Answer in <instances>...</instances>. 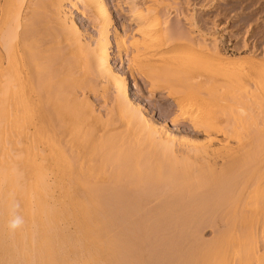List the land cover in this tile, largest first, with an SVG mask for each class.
<instances>
[{"label":"bare ground","instance_id":"obj_1","mask_svg":"<svg viewBox=\"0 0 264 264\" xmlns=\"http://www.w3.org/2000/svg\"><path fill=\"white\" fill-rule=\"evenodd\" d=\"M66 2L94 13L98 45L83 42ZM132 3L133 25L144 35L135 53L166 55L177 35L167 24L153 34L150 12ZM112 29L106 0H0V125L10 136L0 141L8 155L0 160V264H159V247L178 264H226L229 242L235 264H264V54L234 69L217 43L201 41L200 57L138 62L176 79L167 89L178 110L171 122L193 135L173 132L144 113L129 80L112 68ZM114 37L123 63L125 37L117 29ZM96 77L117 90L118 116L106 121L87 96L102 88ZM14 213L24 219L15 231ZM225 215L235 222L224 224L232 229L225 226V241L184 249L182 238ZM162 230L168 240L160 243Z\"/></svg>","mask_w":264,"mask_h":264},{"label":"rangeland","instance_id":"obj_2","mask_svg":"<svg viewBox=\"0 0 264 264\" xmlns=\"http://www.w3.org/2000/svg\"><path fill=\"white\" fill-rule=\"evenodd\" d=\"M106 1L108 4V7H109V12H110L111 18L113 20V29H112V34H111V44L112 45H110V48H111L110 54L112 57L110 64H111L112 68L114 70H116L117 73H120L123 77H125L129 80V82H130V86H129L130 96L133 100H136L139 104H141L143 106L144 113L146 115H148L149 117L151 116L150 118L152 120L156 121V123H158V124L168 123L169 126L167 125V127H169L170 130L172 129L171 131H173V132L176 131V132H184L185 133L186 131H188V129H190V126H185L186 128L188 127L186 129L183 125L178 126V125H174L171 122L172 121L171 119L174 117L173 114H175V112L178 113V110L176 109L175 97L173 98L172 96H170L168 90H169V85H170L169 83H171V85H173L175 83L176 79L173 80L171 78V80H173V82H171V81L167 82L166 79H168V77L165 79L164 75L162 76V74H160V73H159V75L158 74L156 75L157 69L156 70L153 69V70L149 71V69H145L144 66H142V68L141 67L139 68L137 64L144 63L142 61L144 60L146 62V60H147L148 61L147 63H151V64L156 62V65H155V63L153 64L154 67H160L162 64L161 62L164 61L163 63H165L172 56L175 59H179V57L183 58L184 56L187 58L188 56H190L189 54H191L193 52L195 54L196 50L197 51L202 50L200 53V56H202V54H203L202 52L205 51V53H206V48L199 45V43L203 44V42H205L208 47L214 45V43H217L216 45H218L219 50H220V55H221L219 58H221L223 60V62L227 65H229L228 63H230L234 69H235V65H237L236 67L241 68L240 70H242L244 68H248L250 66V63L252 62L253 58H255V57H257L259 59L263 58V54H264V0H106ZM132 1L133 2L135 1V3H132ZM128 2L132 3V4H136V6L138 5L137 7L139 8V10L142 9V10H140L141 12H148V11L150 12L148 15L152 16V17H150L149 20H152L151 21V27H153L152 29H150V31L152 30L153 34H154V32L158 33V31H161V30L163 31V30H166L167 27L168 28L170 27L171 28L170 31L171 32L174 31L173 33L177 35L178 38L173 37L175 39H172V40H174L171 44L172 49H170V51H168V53L166 55H160V54H162L160 51H157L158 52L157 55L155 54L154 56L150 55L149 53L146 54V52H143L142 55L140 54V56L135 53V47L133 46V43L135 41H140V42L143 41L144 35H142L141 32L136 31L138 29L135 25H133L132 19L134 17L132 16V14H130L131 13L130 12L131 11V9H130L131 4L128 5L129 4ZM65 5L66 6L70 5L69 7L67 6L66 11L69 12L68 15L71 16L70 18L73 19L76 22V24L78 25L80 32L82 33V34L81 33L80 34L82 36L81 39L83 40V42H86V41H87L86 43L95 42V46L98 45L96 43H97V41H98L97 39L99 37V23L97 21L98 19H96V16L94 15V13H92V11L90 9L86 10V8H84L83 5H81V4H80L81 8H79V9H75V7H73L70 2H66ZM77 10H79V11H77ZM151 13H152V15H151ZM145 15H146V13H145ZM192 20H195V22H194L195 24L192 22ZM147 23H148V21H147ZM166 24H167V27L164 26ZM198 24L200 27L199 28L197 27L198 28L197 29L194 26H198ZM160 26H162V27H160ZM157 27L160 29H158ZM164 27H165V29H163ZM115 29L121 31L125 37L124 44H123L124 50L122 49L123 63L120 62L119 57L116 56V39L114 37ZM209 30H211V31H209ZM175 31H177V32H175ZM139 33H141V34H139ZM159 33H161V32H159ZM173 33H172V36H173ZM188 36L190 38L192 37L191 40ZM93 38H95V39H93ZM198 38H200V39H198ZM216 40H217V42H215ZM201 41H203V42H201ZM208 49L209 48H207V50ZM256 50H257V52H256ZM170 52H172V53H170ZM197 53H199V52H197ZM197 53L195 54V58L200 57L197 55ZM213 53L214 52H212V53L209 52V55L213 56L214 55ZM148 54H149V57H148ZM168 55H169V57H167ZM177 56H178V58H176ZM192 56L194 57V55H192ZM192 56H190V57H192ZM174 58H172V59H174ZM78 59H81V58L78 57ZM97 59L98 58L95 59V62ZM138 60H140V61H138ZM134 61H137V62L134 63ZM157 65H160V66H157ZM231 65H229V67ZM230 69H232V68H230ZM234 69H232V70H234ZM135 70L138 72H136ZM141 71L142 72L145 71L146 73L142 74ZM172 77L174 78V76H172ZM93 80H94V78H93ZM96 80H97V77L95 78L94 82ZM100 80H101V82L99 80H98V82H100V84L101 83L103 84V85H101L102 88L100 90H97V89H96V91L94 90L95 92L99 91L96 94L94 92L93 93L94 95L92 94V92L90 93L88 91L89 94L87 93V96L89 95L88 97H90V98L89 99L87 98V99L91 101L89 103L90 106L93 105V108L90 107L91 109L94 110V111L92 110L94 112L93 115L96 113L95 114L96 117L100 118V116H101L103 118V119L101 118V120L106 121V119L111 114H112V117L118 116L117 90H116V88L113 87L114 85H112V86L110 85L112 83H110L109 84L110 86H109L106 84L107 82H104L102 79H100ZM160 80H161V82H159ZM98 82H95V85L96 86L99 85L98 86V89H99L100 84ZM93 86H94V83H93ZM108 86L110 87L109 90L107 89ZM95 88H97V87L94 86V89ZM104 88L107 89L108 93H106L107 91ZM164 89H166V90H164ZM233 91L235 92V88H233ZM104 95H106V96H104ZM83 96L84 95H82L80 93V97H83ZM84 97L86 98V96H84ZM112 99L115 101V102H113L114 104L112 103V101H113ZM113 106H114V108H113ZM112 111H114V112H112ZM173 111H175V112H173ZM189 111L194 115L195 110H194V112H192L189 109ZM38 112H39L38 109H36L35 114H33V113L32 114L34 116H37ZM171 113H173V114H171ZM32 114H31V117L33 116ZM104 118H106V119H104ZM118 122H119V120H118ZM0 128H3V133L0 132V135L2 134L0 136L1 137L0 141L2 142V140L6 138V137L4 138V136L6 134L9 136V132H7V131L4 132L5 127H4L3 123H2V125H0ZM190 130H189L190 132L188 131V133H192V129H190ZM0 131H2V130H0ZM3 134H5V135H3ZM192 135H193V133H192ZM240 135H241V133H240ZM242 136H240V137H242ZM219 138L223 139V135H222V137L219 136ZM200 139H202V140H200ZM203 139H204V136L200 137L198 139L200 141L199 143H201V141H203ZM204 140H206V138ZM233 141L235 143V139H233ZM2 149H4V147L1 148V143H0V157L3 156L0 160L1 161L2 160L7 161L6 158H8V155H6V153H5V155H3L2 152H4V151ZM1 153H2V155H1ZM199 192H201V190H199ZM193 193L196 194V191H193L192 194ZM149 201L155 203V201H152V200H149ZM152 205H153V203H152ZM222 210H225L227 212V210H229V208L228 209L225 208ZM230 212L231 211H229V213ZM227 215H225V217H227ZM229 216L227 217V219H225L223 217L224 220L221 219L222 216H217L218 218L216 217L217 220H215L217 222H215L213 220L214 217H210V219L212 218L211 221L214 223H208L210 221V219L208 218L209 220H207V218H205V219H203L204 221H202V222H204V223L207 222L208 225L210 224V226H207V227L204 226L203 228L201 227V229H200V227H198V225H197L198 229H196V230L198 232L195 231V234H194V232H191V234L193 236L191 234L188 235V238H185L186 240L184 238H182L184 241H182V239H180V238H177L178 236H176V238H174L173 240L176 241V240L180 239L179 241H182L184 243V249L185 250H187L188 248L193 247V246L197 247L198 246L197 244H199V241L201 242L200 243V245H202L201 247H204L206 245L208 246L210 244L211 246H209V247L206 246V248H210V247H212V242H213V244L215 242L214 245H216L219 242H222L223 240L225 241L226 238H224V237L229 235V234L225 233V232H227L225 226L229 227V229H231L230 226L235 223L233 218H231L233 216H230L231 219H229ZM218 220H219V222H218ZM225 220H226V222H225ZM228 220H233V221H230L231 222L230 223V222H228ZM202 222L199 224V226H201ZM224 224H227L230 226H227ZM205 225H206V223H205ZM223 229H225V230H223ZM229 229H228V233L232 230L231 229L229 231ZM173 230L171 232H173ZM220 231H222V233H220ZM165 232L166 231L162 230L161 234H163ZM166 233H168V232H166ZM221 234H223L224 237ZM169 235H171L172 238L175 237V235H173L172 233L171 234L169 233ZM162 236L165 239L160 240L161 236L159 235V237H158L159 240H157V241H159L160 243H162V241L168 240L167 236L165 237L164 234ZM217 237H219L218 238L219 241H216ZM192 238L194 240L196 239L197 241L196 240L194 241ZM222 238H224V239H222ZM169 239H171V238H169ZM190 239H192V241H194L193 244L190 241H187ZM182 242H179L180 244H178L181 247V250H183L182 249V247H183ZM186 242H189L188 243L189 246H187V247H186L187 244L185 245ZM231 244H232V242L231 243L229 242V244L228 243L226 244L227 245L226 250L228 251V252H226V254L229 253L230 255L228 256L229 259L226 258L227 257V255H226L225 260L227 261L228 264H235V243L232 244L233 247L230 248ZM160 249H161V247H159L158 250L160 251ZM158 250H157V253H159ZM160 252H162V253L161 254L156 253L155 256H156V259H157L158 255L162 256V257L158 258V260H161V261L159 262L156 260V262L159 264H162V263L166 264L165 260H167V258H166L167 255L163 256L164 255L163 252L165 253L166 251H164V249H161ZM163 257H164V259L165 258L166 259L163 260ZM171 259H175V258L171 257L170 254H168L167 263L170 264L171 263L170 261H174ZM175 262L176 261H174L173 263H175ZM175 264H178V263H175Z\"/></svg>","mask_w":264,"mask_h":264},{"label":"clouds","instance_id":"obj_3","mask_svg":"<svg viewBox=\"0 0 264 264\" xmlns=\"http://www.w3.org/2000/svg\"><path fill=\"white\" fill-rule=\"evenodd\" d=\"M24 224V219L22 216L18 214H13L9 220L8 227L10 230H17L20 229Z\"/></svg>","mask_w":264,"mask_h":264}]
</instances>
